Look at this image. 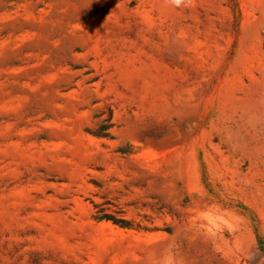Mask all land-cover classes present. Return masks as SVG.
Returning a JSON list of instances; mask_svg holds the SVG:
<instances>
[{"label": "rangeland", "instance_id": "rangeland-1", "mask_svg": "<svg viewBox=\"0 0 264 264\" xmlns=\"http://www.w3.org/2000/svg\"><path fill=\"white\" fill-rule=\"evenodd\" d=\"M0 264H264V0H0Z\"/></svg>", "mask_w": 264, "mask_h": 264}, {"label": "trees", "instance_id": "trees-1", "mask_svg": "<svg viewBox=\"0 0 264 264\" xmlns=\"http://www.w3.org/2000/svg\"><path fill=\"white\" fill-rule=\"evenodd\" d=\"M113 222H114L115 224H118L119 221H115V220H114Z\"/></svg>", "mask_w": 264, "mask_h": 264}]
</instances>
